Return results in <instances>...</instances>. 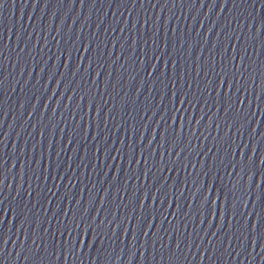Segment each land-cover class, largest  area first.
Listing matches in <instances>:
<instances>
[{"label": "snow or ice", "instance_id": "6c2138e0", "mask_svg": "<svg viewBox=\"0 0 264 264\" xmlns=\"http://www.w3.org/2000/svg\"><path fill=\"white\" fill-rule=\"evenodd\" d=\"M221 83H223V80L221 81ZM219 88V85L217 86ZM228 87L230 88L231 87V83L229 82V85ZM207 198V197H206ZM213 203H215V200H213Z\"/></svg>", "mask_w": 264, "mask_h": 264}]
</instances>
